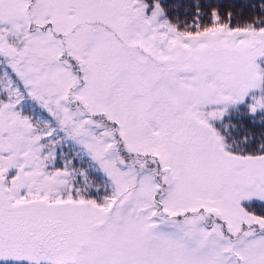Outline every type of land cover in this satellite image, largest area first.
<instances>
[{"label": "snow or ice", "instance_id": "1", "mask_svg": "<svg viewBox=\"0 0 264 264\" xmlns=\"http://www.w3.org/2000/svg\"><path fill=\"white\" fill-rule=\"evenodd\" d=\"M0 264H264V0H0Z\"/></svg>", "mask_w": 264, "mask_h": 264}]
</instances>
